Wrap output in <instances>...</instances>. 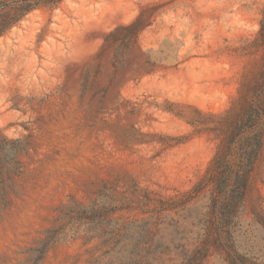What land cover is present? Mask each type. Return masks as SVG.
Segmentation results:
<instances>
[{
	"label": "rangeland",
	"instance_id": "1",
	"mask_svg": "<svg viewBox=\"0 0 264 264\" xmlns=\"http://www.w3.org/2000/svg\"><path fill=\"white\" fill-rule=\"evenodd\" d=\"M263 16L264 0H62L1 36L0 134L26 151L0 264H264V133L226 227L213 166L230 145L229 188Z\"/></svg>",
	"mask_w": 264,
	"mask_h": 264
},
{
	"label": "trees",
	"instance_id": "2",
	"mask_svg": "<svg viewBox=\"0 0 264 264\" xmlns=\"http://www.w3.org/2000/svg\"><path fill=\"white\" fill-rule=\"evenodd\" d=\"M62 0H8L0 2V37L8 32L28 13L49 4L50 7L57 6ZM260 41H264V16L260 23L258 32ZM254 100L246 106L241 121H237L228 139L230 143L238 141V169L234 173L233 183L227 188L228 180L231 177L228 158L231 152V146L226 147L225 152L218 154L213 162L217 169L215 173V186L217 194H221L218 209L226 224L229 223L241 201L244 198L248 174L259 156L263 147L264 133V85L261 89H255ZM262 123L260 127H256ZM26 143L22 140H11L0 134V205L7 204L8 192H13L12 180L21 175L23 166L18 159V155L25 153ZM242 264H246L243 257L235 255ZM234 262V259L231 258Z\"/></svg>",
	"mask_w": 264,
	"mask_h": 264
}]
</instances>
